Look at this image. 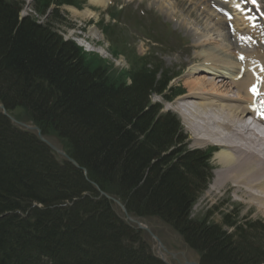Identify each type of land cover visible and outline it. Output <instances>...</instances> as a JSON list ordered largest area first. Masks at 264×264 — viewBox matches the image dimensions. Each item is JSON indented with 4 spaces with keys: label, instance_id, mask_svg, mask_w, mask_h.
<instances>
[{
    "label": "trees",
    "instance_id": "1",
    "mask_svg": "<svg viewBox=\"0 0 264 264\" xmlns=\"http://www.w3.org/2000/svg\"><path fill=\"white\" fill-rule=\"evenodd\" d=\"M62 4L77 2L33 0L20 16L22 0H0V103L20 109L79 165L0 112V264H164L92 183L130 214L171 224L200 264H264L261 222L190 218L209 156L187 149L177 117L150 101L170 77L156 78L160 66L142 58L114 78L54 29L65 23Z\"/></svg>",
    "mask_w": 264,
    "mask_h": 264
},
{
    "label": "rangeland",
    "instance_id": "2",
    "mask_svg": "<svg viewBox=\"0 0 264 264\" xmlns=\"http://www.w3.org/2000/svg\"><path fill=\"white\" fill-rule=\"evenodd\" d=\"M22 1L24 2V8L22 10V13L24 14L30 13L32 11L30 5L32 0H22ZM261 2L262 5L264 6V0H261ZM83 3L84 4H82L81 9L78 11L71 9L68 6H62L59 10V15L66 20L67 24L63 26L62 25L56 26L54 23L53 24L54 29H56L64 39H71L78 46L82 47L86 51H90L91 53L98 54L102 59H104L103 61L107 63L109 69L112 70V74L114 78L117 79L123 78L126 72V68L129 66L125 57L122 55L120 56L117 50L111 47L104 37H103L104 40L98 41L89 38L90 36L88 35L91 28H94L92 27V23H91L93 21H94L93 25L95 26L94 29H96L101 34L97 26L99 25V20L102 17L103 10H100V7L98 8L97 6L89 4L88 0H83ZM114 4L117 5L116 8L122 10L121 16L117 20V24L119 25L115 29V38L118 40V42L121 44L122 42L127 43L126 50L135 49L139 55H142L143 53L149 54L150 52L149 56H151V59H153L155 62H158L159 59L162 60L164 66L168 67L170 70L174 72H183L184 70L183 66H185V64L187 63V59H189L193 54H195L191 50L192 47L190 48V46H192V41L196 39V37L194 36L198 37L200 34L202 35L201 38L203 39L206 38L204 35L207 34L211 36L214 40L216 39L215 44L214 43L211 44L213 48H215L214 46L216 44L218 45L220 44V46L223 47L221 48L223 51L225 47L228 45H231V47L233 48H231L230 46L229 48L231 50H234L235 52L237 51L241 52L243 50H247L249 52L255 51L252 50V44H250V41H248L247 43H243L242 41L239 40L238 34H236V36L238 35L237 44L239 47H237L234 44V40L231 37H229L227 42L225 39H227L228 36L224 34L225 31L223 30V28L214 29V27L216 26L215 24L220 20L218 21V19L209 16H201L200 15L201 12L198 9V7L196 8L193 4H190L189 1L187 0H131L128 2L126 0H111L109 7H111ZM155 5L163 6L167 8L168 11L174 12L173 15L168 16L170 19V21L167 23L168 29L164 26L163 22L165 21L164 20L162 21V19L159 16H158L159 19L155 21V16H157L153 11V7ZM87 8H89V10L94 11V13L98 14V17L96 16L97 17L96 20L88 18L82 14V12H84ZM105 10L103 11L104 12L103 15L105 19L108 20V16L105 15L106 13ZM157 12L158 13L161 12L163 18H167V12L165 11L163 12L161 9ZM221 16L222 15L219 14L218 18H221ZM39 19L40 21H45L44 17H39ZM97 21H98V25L95 23ZM154 21L156 22L154 25L164 34L166 33L165 29L168 30L166 44L153 43L144 37L143 32H145L146 27H152L153 25L150 26V24L153 23ZM174 35L180 36L179 38L181 39H175ZM241 38L243 37L241 36ZM199 42L200 41L198 40L194 45H196ZM186 43L188 45H186ZM121 48L122 45L118 49L120 50ZM257 49L259 50L260 48L258 47ZM113 50L116 51L117 54H114ZM199 51L200 50H198L197 52ZM225 51L230 52L228 49H225ZM188 72H189L188 70L184 71L183 73L184 75L182 74L183 76L180 75L173 81V84H177L178 82H180L179 84H182L185 87V92L186 90L187 92L189 90L188 83L190 81L194 80L196 77L205 76V74L203 73H195L193 74V76L190 77ZM175 99L168 102L163 100L160 96L152 97L153 102H160V104L163 107V110H170L175 112L182 121L180 114H178V112L174 108ZM12 114L18 117L17 119L23 122L25 121V115L22 114V111L20 109H17ZM184 125L185 124L183 122V126H182L183 131L187 133L188 137L191 136L192 131L186 128ZM50 139L56 141L54 143L59 145L58 139H56L55 137H51ZM188 144L189 147H193V148L197 147L194 145L193 141L191 142V140L188 141ZM210 163L214 167V171L212 173H213V177L215 178V172L217 171L216 168H218L219 165L215 153L213 154ZM213 177L212 180H214ZM211 185L212 184L209 183L206 190L204 191L199 201L195 205L193 209L195 216H199V218L200 217L202 218V216L207 213L209 215L210 220H214L215 222H220L221 213L227 211L228 209L233 208L235 210V213H238L239 217L244 218L246 216H249L250 218L253 219L255 218L264 219V212L259 209V205H258L259 202L254 198L253 199L252 198L249 199L246 197L243 198L236 192H232L233 189H229L228 187L225 189L223 188L220 191L210 190ZM252 190L254 192L258 191V189L256 188H253ZM210 191H212V193H210ZM249 200L250 201L252 200V202L248 203ZM138 220L142 223V225L150 228V230H152L155 236L159 238L162 245L166 248V250H162V252L165 256V259L170 264H184L185 261H198V254L185 244L181 235L175 232L167 222L155 217L152 218L148 217L142 219L138 218ZM142 231H143V237H146V239L150 244L151 251L155 255H159L157 253L155 241L151 239L150 236L144 230Z\"/></svg>",
    "mask_w": 264,
    "mask_h": 264
},
{
    "label": "bare ground",
    "instance_id": "3",
    "mask_svg": "<svg viewBox=\"0 0 264 264\" xmlns=\"http://www.w3.org/2000/svg\"><path fill=\"white\" fill-rule=\"evenodd\" d=\"M188 1L194 6L200 4L198 0ZM109 2L88 0L89 4L102 9ZM211 2L216 4L214 0ZM209 7L201 9L200 15L211 16L208 10L214 9ZM82 14L88 18L97 16L89 9ZM242 22L244 27L250 21ZM217 23L230 28L226 21ZM235 25L239 28L238 23L235 22ZM231 29L230 36L234 37L235 30ZM246 29L249 32V26ZM88 35L93 40H103L94 28ZM199 41L195 47L202 49L190 59L199 66L188 74L190 77L195 73L205 76L196 77L188 83L189 90L175 100V109L192 131V139L197 145L214 144L219 148L216 154L219 168L210 190L233 189L232 192L243 198L257 200L259 209L264 212V120L261 118V115L264 116V82H260L264 77V51L256 48L252 52H228L209 47L213 43L211 39ZM253 41L258 43L255 38ZM253 87L255 92L252 91ZM250 116L252 120H248ZM254 187L258 189L257 192L252 190Z\"/></svg>",
    "mask_w": 264,
    "mask_h": 264
},
{
    "label": "water",
    "instance_id": "4",
    "mask_svg": "<svg viewBox=\"0 0 264 264\" xmlns=\"http://www.w3.org/2000/svg\"><path fill=\"white\" fill-rule=\"evenodd\" d=\"M2 108H3V106H1ZM10 119L11 120H13L11 117H10ZM20 125H22V126H24V127H26V128H29V129H33V130H36L37 131V134H38V136H39V138L42 140V141H44L52 150H54V151H56V152H58V153H60L61 155H63L69 162H71L72 164H74L75 166H77V164H76V162L73 160V159H71L69 156H67L63 151H61L59 148H57V147H55L54 145H52L51 143H49L48 141H46L42 136H41V133H40V130H39V128H37L36 126H28V125H26V124H24V123H19ZM123 208V207H122ZM160 245H158V247H159ZM189 264H197V263H195V262H191V263H189Z\"/></svg>",
    "mask_w": 264,
    "mask_h": 264
},
{
    "label": "snow or ice",
    "instance_id": "5",
    "mask_svg": "<svg viewBox=\"0 0 264 264\" xmlns=\"http://www.w3.org/2000/svg\"><path fill=\"white\" fill-rule=\"evenodd\" d=\"M253 2H254V0H253ZM252 91H253V92H255V91H256V90H255V87H253ZM262 106H264V104H262Z\"/></svg>",
    "mask_w": 264,
    "mask_h": 264
}]
</instances>
